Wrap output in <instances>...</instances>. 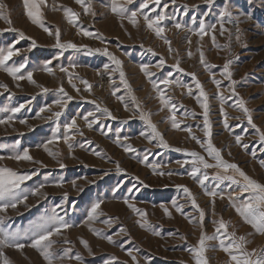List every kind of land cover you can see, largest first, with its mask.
<instances>
[{
	"label": "rangeland",
	"instance_id": "rangeland-1",
	"mask_svg": "<svg viewBox=\"0 0 264 264\" xmlns=\"http://www.w3.org/2000/svg\"><path fill=\"white\" fill-rule=\"evenodd\" d=\"M0 2L6 5L4 13L11 19V27L23 31L26 37L36 41V47L33 48L31 40H20L17 32L3 31L9 25L0 19V47L15 44V48L20 49L19 55H14L8 61V65L12 66L13 63L18 65L27 61L26 68L21 71L25 76L27 71H33V80L36 81L32 84L27 78L13 80L6 72L0 71V85H7L6 89L0 87V119L13 115L5 109L10 110L21 104L24 105L20 112L14 114L12 121L0 124V157H3L0 159V167L11 168L21 174L36 172L37 174L30 180L21 184L23 190L30 192L40 184L45 185L38 195H29L27 201L19 203L15 209L9 208L6 213H0V217L4 218L0 227L5 228L6 231L19 230L23 233L39 222L41 217L51 214L52 209L55 208L56 213L63 216L66 221L79 225L64 231L63 236L52 237L53 240L58 241L53 245V251L57 254L62 255V249L71 247L70 255L75 256L79 253L83 257V264H104V261L112 256H115L119 262L127 261V264H132L125 250L101 239L89 230L87 224L82 223L91 204L101 200L103 203L99 211H102L104 216L93 222L91 227L101 230L105 235H113L118 244L124 242L125 249L138 248L139 251L134 254L140 264H195L188 249L197 245L201 228L195 222L189 223L188 219L175 211L171 203L175 199L178 203L185 204L186 213L198 215L186 201L182 189L176 188V185H185L196 196L197 202L206 213L203 231L207 235L211 236L214 233L213 220L222 217L231 222L229 231H235L238 236L247 237L248 250L264 248V236L255 233L250 225L243 222L235 210L229 206L227 198L216 199L214 216L210 198L186 174L190 166L185 165L182 168L176 163L177 160L183 161L190 158L184 152L173 151L174 148L197 151L205 156L206 154L187 132L171 128V123L167 119L170 116L168 109L160 111L158 94L139 69L141 64L156 65L161 58H164L166 64L163 68L150 67L149 71L155 73L153 79L159 80L168 72H172L174 79L192 85L194 94L197 92L194 82L186 73H196L209 96V118L212 123L214 145L222 150L225 160L237 163L249 176L264 183V168L259 165V161L264 159V152L259 151L261 145L255 130L247 124V119L241 111L230 107L235 97L228 99L224 105L229 114L230 130L223 127V117L219 111L220 101L216 96L217 88L211 80V74L214 73L216 78L222 81L220 91H223L226 97L230 95L229 81L224 79L220 72L223 65L231 59L233 61L230 66L233 72L232 78L238 82L236 91L246 101L254 123L261 131H264V0H214L210 6L205 3V0H176L175 4L171 0H162L161 7L163 3L169 5L166 13L171 19H166L163 23L167 28L166 35L172 41L174 51L171 53L168 52V46L146 28L142 17H138L139 24L136 27L127 20L123 21V27H121L119 17L113 14L110 8L105 7L110 0H92L91 7L96 13L95 17L90 14L84 15L82 7L76 4L75 0H47V6H42L41 9L45 23L61 30L62 42L71 41L78 46L86 45L87 48L92 49L108 47L109 51L123 62V70L132 89L131 95L136 97V102L140 106L139 110L136 109L131 95L120 82L119 73H113L109 77L108 73L103 71L105 63L114 67L107 57L99 53L89 54L87 48L60 50L53 47L54 37L49 36L42 28L33 25L27 19L22 0H0ZM139 3L140 0H135V3L129 7L134 9L139 6ZM54 4L70 7L80 13L78 23L90 31L101 33L105 38L104 43L77 35L78 29L67 23L63 10H52ZM225 4L229 6L233 19L238 21V25L225 23L224 27L227 31L221 35L220 25L217 22L218 12ZM152 7L154 5L150 4L149 9L145 11L150 12ZM248 13L251 14V18L246 15ZM150 14L155 15L151 12ZM200 19H205L208 24L216 23L215 45L210 35L205 36L201 41L199 37L191 35L186 30L177 32L172 27L174 20L188 27H198ZM237 26L241 30L239 42L235 40ZM187 36L191 38V45L187 43ZM17 40L19 43H16ZM225 45H230V48L223 47ZM149 48L153 51H148ZM188 50L193 53L191 58L187 56ZM200 50L204 52L206 62L212 66L208 70L199 63ZM177 59L181 61V67L185 69V73L177 72L172 67ZM48 60L52 61L49 66L53 68L54 75L41 70ZM73 64L76 65L75 68L70 67ZM61 67L68 68L73 74L72 82L80 88L79 93L68 82V75L60 71ZM98 72L101 74L98 75ZM81 79L93 85L91 92L84 90ZM61 85L72 97L63 109L55 103L56 100L61 99V94L57 91ZM117 87L120 89L117 96L125 97L128 110H125L124 103L111 95ZM160 87L163 89L165 86L160 85ZM43 88L49 91L44 92ZM166 95L170 96L177 105L176 117L182 122L181 128L190 125L193 133L203 138L201 130L203 110L194 96H188L187 89L175 85L166 89ZM93 100L100 103L101 107H107L116 117L115 120L102 117L101 123L108 126L104 129L107 135L102 134L98 125H93V129L89 130L80 119L87 112L95 111V105L91 103ZM41 108H45L46 111L37 117L36 113ZM57 111L63 113L58 120L48 118ZM140 111L151 114L152 122L157 125L158 130L171 145L169 149L158 148L155 141L149 143L145 137L139 135L142 131H149L146 122L140 119ZM185 112H195V119L191 116L185 118ZM73 117L77 118L84 136L76 135L75 140L72 141L71 150L62 139L49 144L51 151L59 153L54 159L44 151L42 145L52 139L54 134L62 136L64 125ZM235 117H239V120L234 119ZM21 120H26L27 123L22 124ZM198 125L200 128L197 127ZM235 135L243 137L242 143L249 145L247 150L235 144ZM117 136L129 137L127 141L122 140V143L131 145L137 151L125 152L123 147L114 142ZM88 141L91 143H87ZM81 143L85 144L84 148L79 146ZM24 148H28L34 160L42 164L28 161L17 162L9 158L17 152H22ZM252 150H256L255 157L250 154ZM94 152H100L101 155L97 156ZM145 155H148L149 162L161 166L157 172L171 171L174 174L171 176L154 174L151 168L140 163ZM206 159H208L207 156ZM117 162L125 170L124 172L116 171ZM61 163L65 165L64 168L60 167ZM209 163L214 161L209 159ZM206 171L210 177L206 183L211 187L214 183L211 177L217 170L213 168ZM137 177L147 187L140 184ZM61 181L62 187H58L57 184ZM134 185L135 188H133ZM129 188H133L131 193L128 192ZM114 189L117 190L113 191ZM65 193H67V200L64 199ZM125 197L129 198L130 203L147 212L149 230L141 228L136 223L141 217L127 207L124 203ZM161 204L169 209L170 217L164 213L160 207ZM108 217L113 218L111 226L100 222ZM121 227L127 230V235H114ZM156 232L160 234L156 235ZM180 236L186 239L181 240ZM65 237L71 241V244L62 242ZM81 238L88 241L91 254L80 243ZM129 239L131 243H127ZM208 243L214 245L217 241ZM2 251L11 264H47L39 252L31 247L26 246L22 251L15 248H4ZM206 257L209 264H226L228 261V256L218 248L216 251H207ZM0 264H3L2 257H0ZM53 264H80V262L65 258L54 260Z\"/></svg>",
	"mask_w": 264,
	"mask_h": 264
},
{
	"label": "snow or ice",
	"instance_id": "snow-or-ice-1",
	"mask_svg": "<svg viewBox=\"0 0 264 264\" xmlns=\"http://www.w3.org/2000/svg\"><path fill=\"white\" fill-rule=\"evenodd\" d=\"M24 13L27 19L33 24L37 25L43 29L45 33L49 36L54 37L55 44L53 47L65 50V49H76L87 48L86 45H77L71 41L62 42L61 40V30L58 27L50 26L45 23L44 14L42 12V6H47V0H22ZM173 4H175L176 0H171ZM75 3L80 5L83 9L84 15H92L95 17L96 13L92 10L91 4L92 0H75ZM135 0H110L109 4H106L105 7L110 8V11L119 17L121 21V27H123V21L127 20L133 27L138 26L139 19L138 17H142L145 23V26L148 30L154 33L155 37L161 39L165 45L168 46V52L171 53L174 51L172 48V41L168 39L166 32L167 28L164 25V21L166 19H171L166 13V9L169 7L168 3H163L162 0H140L139 6L136 8H130L129 5H133ZM207 5H212L214 0H205ZM154 5L150 9L151 13H155V15H151L150 12L145 11L149 9V5ZM187 7V6H185ZM6 5L0 2V19H3L9 27L4 29L3 31H11L17 32L19 35V39H29L31 40V46L36 47V41L31 37H26L23 31H20L14 27H11L12 21L9 16L5 15L4 9ZM63 10L64 17L67 20V23L71 24L73 27L78 29L77 35H83L84 37L92 38L100 40L101 43H104L105 38L99 32L90 31L87 28L83 27L82 24H79L78 21L80 19V13L74 11L70 7L57 6L53 5L52 10ZM159 9V11H157ZM207 15V13H205ZM249 18H251V14L248 13ZM193 22L195 23V18H193ZM220 25V34L223 35L227 29L224 27L225 23H233L238 25V21L233 19L232 11L229 6L225 4V6L218 12V21ZM172 27L177 30V32L186 30L191 35H195L199 37L202 41L205 36L210 35L212 43L216 44V23H206L205 19H200L198 22V27H188L186 24L174 20ZM240 28L237 26L235 29V40L237 42L240 41ZM231 38V33L229 34ZM187 43L191 45L192 41L190 36L186 37ZM19 43V40L16 41ZM217 47H221L220 45H216ZM223 47H229L230 45H225ZM31 50V49H29ZM89 54L99 53L105 57H107L111 64L114 67H110L108 63L103 65V71L108 73L109 77L113 73H119L120 82L124 85V88L128 91L129 95L132 93L131 85L128 83L126 79V74L123 70V62L111 51H109L108 47L104 48H87ZM148 51L152 52L153 49L149 48ZM20 49L15 48V44H9L5 47H0V71L6 72L9 76L12 77L13 80H27L35 84L36 81L33 80V71H27L26 76L22 73V69L26 68L27 61L16 65L13 63L12 66L8 65V61L14 55H19ZM62 54V52H61ZM155 54V53H154ZM193 55L191 50L187 51V56L191 58ZM199 63L204 66L206 70L210 69V66L205 59V54L202 50L199 51ZM233 61L229 59L224 65L220 72V75L229 81L228 90L230 95L226 97L223 91H220L222 81L216 78V75L211 74L212 83L217 88L216 96L220 101V114L223 117V127L226 130H230L229 125V114L225 110V103L228 99L235 97V101L230 107H233L243 113V115L247 119V124L251 126L252 129L255 130V134L258 136L261 147L259 148L260 152H264V131L254 123L253 116L251 110L246 106V101L239 96V93L236 91L237 81L234 80L233 72L230 70V66ZM52 64L51 60H48L43 65V71H46L50 75H54V70L49 65ZM166 64V60L161 58L159 63L156 65L150 64H141L139 66L140 71L145 75L148 81L151 83L153 90L156 91L157 99L161 105L160 111H163L165 108L168 109L170 116L167 118L171 123V128L173 130H180L187 132L189 137L194 140L206 156L197 151H189L181 148H174L173 151L176 152H184V154L190 159H185L183 161L177 160L176 163L180 165V167H184L185 165L190 166V170L186 172V174L192 178L201 189H203L204 194L210 198V204L213 209L212 214L215 216V202L216 199L219 198L221 200L227 198L229 202V206L235 210L236 214L241 217L244 223L250 225L255 233L264 236V183L259 182L258 180L249 176L237 163L229 162L224 159L222 155V150L217 148L213 143V132H212V123L210 121V104H209V96L205 91L203 84L197 78L196 73L189 72L186 75L190 76L192 81L194 82V88L197 92L194 94L193 86L183 83L180 80H176L173 78V73L168 72L161 79L156 80L153 79L155 73L149 71L150 67L163 68ZM71 68H75L76 65H70ZM172 67L180 73H185V69L181 67V61L179 59L172 65ZM61 72H64L68 75V82L72 84V87L80 92V88L76 86L72 81L74 76L69 72L68 68L61 67ZM101 74L98 72V75ZM78 78V77H76ZM81 84L84 85V90L91 92L93 85L90 84L87 80H80ZM160 85H164L165 87L162 89ZM175 85L176 87H182L187 89L188 96H194L196 102L199 107L203 110V124H202V132L203 138L195 135L192 131V127L190 125H185L181 128V121L177 120L176 113L178 111L177 105L173 102L170 96L166 95V89L170 88V86ZM38 87H41L37 85ZM0 87L7 88V85H0ZM119 88L117 87L115 91L111 93V95L116 96L117 100L121 103H124L125 110H128V104L125 103L124 96H117V92H119ZM44 92L49 91L47 88H43ZM61 94V99L55 101L57 105L63 109L67 106L68 101L72 100V97L65 92L63 86L57 90ZM83 98V97H82ZM131 100L135 104L136 109L139 110L140 106L136 102V97L131 95ZM92 104L95 105V111H89L86 114L82 115L80 119L83 120L85 126L89 129H93V125H98L103 135H107V132L104 131L108 126L101 123V119L108 118L115 120L116 117L112 114V112L107 107H101L100 103L93 100ZM24 107L21 104L19 107H15L12 109H5V111H10L13 115H9L6 119H0V124H5L13 120V116L15 113L20 112V110ZM181 107H183L181 105ZM45 108H41L39 112L36 113L37 117L40 116L41 113L45 112ZM100 113V115H97ZM62 111H57L53 113L52 117H48L49 119L55 118L59 119L62 115ZM185 118L191 116V118L195 119V112H185ZM140 119L146 122L147 129L149 131L140 132V136L145 137L149 143L153 141L156 142V147L169 149L171 145L165 139L164 135L158 130V127L151 120V114L140 111ZM234 119L239 120V117H235ZM20 123L26 124V120H21ZM200 128V126H197ZM58 130V129H57ZM76 135L84 136V132L80 130V127L77 123V118H71V121L64 125V133L61 135H53L52 139L48 140L45 144L42 145L45 152L48 155L52 156L54 159L59 155L58 152H53L49 149L48 145L54 142L60 141L61 139L65 144L68 145L69 150L73 148L72 141L75 140ZM129 137L124 136L121 138L120 136L116 137L114 141L117 145L123 147L125 152L135 153L137 150L134 149L131 145L123 144V141H127ZM243 137L241 135L234 136V142L236 145L241 146L243 149L247 150L249 145L247 143H242ZM18 143V142H17ZM87 143H91L88 141ZM81 148L85 147L84 143L79 145ZM40 147V145H38ZM95 155L100 156V152H94ZM251 156H256V150L251 151ZM229 155L231 153L229 152ZM10 159H14L17 162L19 161H28L37 164H42L40 161H35L34 158L29 154V149L24 148L22 152H17L14 156L9 157ZM3 159V157H0ZM209 159L214 161V163H209ZM140 163L145 164L147 167L151 168L154 174L159 175H173L174 173L169 171L167 173L160 171L157 172L161 166L157 163L149 162L148 155H145ZM259 165L261 168H264V159L259 161ZM61 168H64L65 165L63 163L60 164ZM216 169V174L211 177V180L214 182L211 187L206 183L209 181L210 177L207 173V169ZM117 172H124L117 162L116 164ZM36 172L24 173L21 174L17 171L12 170L7 167H0V213H6L9 208L15 209L17 205L21 202H26L29 195H38L40 190L45 187L44 184H40L36 188L32 189L30 192L21 189V184L25 181L30 180L33 175H36ZM183 175V174H181ZM139 181V178H136ZM144 187H147L146 184H143V181H139ZM63 182L61 181L57 184L58 187H62ZM75 184V181H73ZM224 186V187H222ZM135 188V185L133 186ZM133 188H129L128 192L131 193ZM177 189H182L185 194L186 201L190 204V206L196 211L197 216H193L184 211L185 204H180L177 200L173 199L171 201L172 206L175 208V211L180 213L186 219H188L189 223H197L201 228V234L198 240L197 245L190 247L188 251L192 255V258L195 261V264H209V260L206 257V252L209 250L216 251L217 248L223 251L228 256V261L226 264H264V248L261 249H251L248 250L246 245L248 244L247 237L244 235H237L235 231H229L231 226L230 221L224 220L222 217L218 220H213L214 225V233L209 236L204 231V219H205V211L201 208L200 204L197 202L196 196L192 193V191L185 185H176ZM230 190V191H226ZM114 189L113 191H116ZM139 189H137L138 191ZM64 199L67 200V193L64 194ZM103 201L97 200L91 204L90 209L86 213V218L82 221V223L87 224L89 226V230L93 232L95 235L100 237L101 239L106 240L109 244H114L119 246L122 250L126 251L127 256L130 257L132 264H140L137 256L134 254L138 252L139 249L136 248H127L124 247V242L117 243L114 240L113 235H105L101 230L91 227L93 222L100 220L101 216H104L102 211H99L101 204ZM124 203L130 208L137 216L141 217L140 220H137L136 223L145 230L150 229V225L146 219L147 212L141 210L136 207L135 204L129 202V198H124ZM59 207V205H57ZM163 209L164 213L171 216V212L167 207L163 204L160 205ZM4 222V218L0 217V225ZM106 225L111 226L113 222V218L108 217L102 221ZM79 225H73L66 221L63 216H59L56 213L55 208L52 209L51 214L45 215L41 217L40 221L35 223L30 229L21 233L19 230L17 231H6L5 228L0 227V257L3 258V264H11L8 257L4 254L2 249L4 248H15L18 251H22L26 246L31 247L39 252V254L43 257V259L47 262V264H53L54 260H63L65 258L75 259L83 264V257L77 253L75 256H71L72 248H64L62 249V255L57 254L53 251V245L58 241L52 239L54 236H63L64 231ZM121 234L127 235V230L124 227H121L118 232L114 233V235L119 236ZM159 235V232L155 233ZM179 239L184 240L186 237L180 236ZM209 241H217V244L210 245ZM64 244H71L66 237L62 241ZM80 243L88 250L91 254V247L88 244V241L83 238L80 239ZM127 243H131L129 239ZM104 264H127V261L119 262L115 256L110 257L108 260L104 261Z\"/></svg>",
	"mask_w": 264,
	"mask_h": 264
}]
</instances>
